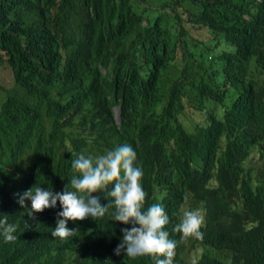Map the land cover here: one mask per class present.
I'll use <instances>...</instances> for the list:
<instances>
[{
  "label": "trees",
  "instance_id": "16d2710c",
  "mask_svg": "<svg viewBox=\"0 0 264 264\" xmlns=\"http://www.w3.org/2000/svg\"><path fill=\"white\" fill-rule=\"evenodd\" d=\"M0 66V215L18 225L0 264H144L114 254L113 207L62 241L59 202L29 217L14 195L62 191L77 153L124 143L174 264H264V0H0ZM197 208L202 239L172 231Z\"/></svg>",
  "mask_w": 264,
  "mask_h": 264
},
{
  "label": "clouds",
  "instance_id": "9594fccd",
  "mask_svg": "<svg viewBox=\"0 0 264 264\" xmlns=\"http://www.w3.org/2000/svg\"><path fill=\"white\" fill-rule=\"evenodd\" d=\"M112 110L119 124V109L115 106ZM71 169L73 176L62 191L36 185L14 194L16 202L29 217L46 208L56 209L59 202L51 235L62 241L74 237L77 231L66 226L68 221L80 223L86 217H103L111 206L114 208L111 219L129 225L120 229L122 235L113 249L114 254L123 253L144 264H174L177 241L169 237L164 227L169 223V216L162 203L144 207L146 192L141 183L143 170L132 145L120 144L97 156L77 153L71 161ZM69 184L70 189L67 187ZM97 192L107 200L106 204L102 205L100 197L93 195ZM26 200L30 206L25 204ZM118 222L115 223L118 225ZM202 225L201 209L185 210L172 231L179 232L185 238L202 239ZM17 228L18 225L8 222L7 216L0 215V237L3 242L15 241Z\"/></svg>",
  "mask_w": 264,
  "mask_h": 264
},
{
  "label": "rangeland",
  "instance_id": "374dc122",
  "mask_svg": "<svg viewBox=\"0 0 264 264\" xmlns=\"http://www.w3.org/2000/svg\"><path fill=\"white\" fill-rule=\"evenodd\" d=\"M149 5H151L152 7H156L155 4H153L152 2L148 3ZM177 67L180 68L181 64L179 62V64H177ZM0 77L2 79H6V81L9 80V73L7 71H4V68L0 66ZM205 119V112L204 111H199L196 109H188L186 110V112L181 116V120L183 122V124L187 127V128H192L194 126V123H198L201 124L202 122H204ZM251 161H255V157L253 156L251 158Z\"/></svg>",
  "mask_w": 264,
  "mask_h": 264
}]
</instances>
